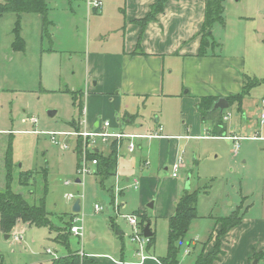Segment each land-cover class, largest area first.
Here are the masks:
<instances>
[{
  "label": "rangeland",
  "instance_id": "374dc122",
  "mask_svg": "<svg viewBox=\"0 0 264 264\" xmlns=\"http://www.w3.org/2000/svg\"><path fill=\"white\" fill-rule=\"evenodd\" d=\"M5 1L0 0V5ZM92 1L97 0H47L48 18L56 26L49 27L50 37L45 36L41 15L23 14V52L12 49L17 16H0V191L7 186L5 163L11 149L12 189L23 193L31 205H39L45 197L46 209L56 227L63 228L70 221L73 224L75 216L79 221L74 225L83 229L80 236L69 235L67 247L54 240L62 232L49 228L18 225V233L13 231L14 238L9 240L0 228V264H36L48 258V249L57 257L86 254L101 264L107 263L109 257L136 262L140 246L132 240L134 229L127 215L136 216L139 222L141 216L150 220L155 245L145 244V254L162 259L168 251L169 218L175 214L177 202L193 192L199 193V218L181 246L179 264H194L200 254L213 252L216 233L196 249L194 245L198 243L194 240L207 239L215 219L228 217L238 208L240 213L245 212L246 225L241 250L251 244L259 258L252 255L250 264H264V84L244 99L241 112L237 105L226 110L224 115L231 114L226 122L219 113L203 121L198 106L189 102L194 99L191 93L185 95V114L178 98L136 101L132 109L138 115L137 121L127 123L128 115L119 113L117 100L112 101L117 91L112 93L110 85L103 89L94 75L106 72L101 59L104 54L122 48L123 34H117L122 12L117 0H100L103 6L99 10L91 5ZM224 6L225 24L212 28L220 44L215 53L232 59L243 80L245 75L264 80V0H226ZM93 93L100 98L93 99ZM81 102L84 110L79 106ZM51 113H55L53 117ZM91 115L97 122L108 121L114 128L120 127L123 134L159 133L156 119L161 118V125L168 123L162 135L184 137L136 140L133 153L123 146L119 149L117 175L100 183L96 167L91 166L90 174H79L75 138L69 139V147L64 150V138L57 137L55 144L47 135L74 132V120L82 122L81 130H85V121ZM220 118L227 128L226 137H241L239 142L213 137L219 133ZM188 135L190 138L185 137ZM236 145L240 146L237 156ZM99 146L105 155L109 153L107 147ZM179 160L182 165L178 178H173V166ZM26 171L37 173L29 188L19 184L20 173ZM69 194L74 196L72 200L67 199ZM78 200L81 211L74 214L73 206ZM96 204L103 207L102 212L95 211ZM111 221L120 228L122 237L114 231ZM16 236H21L20 241ZM232 241L227 246L230 255L237 247ZM211 242L214 246L206 254Z\"/></svg>",
  "mask_w": 264,
  "mask_h": 264
},
{
  "label": "crops",
  "instance_id": "0c3cea01",
  "mask_svg": "<svg viewBox=\"0 0 264 264\" xmlns=\"http://www.w3.org/2000/svg\"><path fill=\"white\" fill-rule=\"evenodd\" d=\"M117 1L119 3L117 7L118 9H121L122 12L120 16L122 17L120 20L121 27L117 31V34H123V45L121 50H118L116 53H107L104 54V57H101L106 72H101V74H99V71H94V75L98 78L99 85L102 84V87H104L103 89L110 85L109 87L110 90L113 91L112 93L117 91L115 93V99L113 98L112 101L117 100L118 104L116 107H118L119 113L125 114V117L128 115L127 123L137 121L138 115L135 114L132 109V107L135 108L134 104L136 101L178 98L180 100L182 114H185V107L188 103V99L185 96L187 94L192 93L194 99L189 102H194L195 105H198L201 97L214 96L227 98L230 95L242 92L244 85L243 75L240 68L231 62L232 59L221 58L215 53V51H212V54L209 53L205 57L198 56L202 38L199 32L201 31L206 17L205 0H169L165 6L164 12L158 14L156 20L152 21L144 31L136 24V22L147 18L150 15L153 6L161 0ZM52 26L56 27L53 22L51 24V27ZM140 37L142 38L139 47ZM100 56L101 54H99V57ZM177 65L179 68L175 67ZM172 76H174V78ZM184 90L186 91L184 92ZM90 96H94L92 97L93 99L100 98L96 93H93V95L91 94ZM92 98L89 97L90 100ZM132 100L135 102H130ZM224 114L223 117L225 116ZM97 121L98 120L94 115L88 116L85 121V131H100L103 128L104 123ZM162 121L161 118L156 119V123L159 125V133H124L152 136L151 138H140L136 140H166L167 138L184 137L181 135H162L161 133L168 128V123L165 121L164 124L161 125ZM112 126L113 125L110 126V132H123L120 127L114 128L113 126L112 129ZM182 130L184 129L181 126L180 131ZM185 137L190 138L189 135ZM195 138L208 139L209 136H196ZM136 140H134L135 145L137 142ZM126 143L129 145L127 140L121 141L119 149L123 146H126L127 148L128 145ZM97 144L98 146L95 147V149L102 153L105 151L102 150L99 144L104 145L105 148H110L101 141ZM109 153L106 155H109ZM126 157L127 159H130L131 156L128 154ZM79 162L80 159L78 160V167ZM174 215L175 214H172V216ZM244 221L245 220H243L242 225L234 228L222 238V250L224 253L215 264H229L230 261L235 262V264H250V259H252V255L254 256V253L256 252H254L255 249L251 244L248 246L245 245L243 250H241V246L245 242V238L242 236V230L246 226ZM18 225L30 226L29 224L24 223H19ZM218 228L219 226H217V229ZM214 229L210 232L207 239L200 241L196 238L194 240L198 243L195 245L193 244L195 249L199 246L202 247V243L208 242L212 234L215 233ZM14 233H18L17 227L16 230H14ZM50 235H52V232ZM11 238H14L13 233L10 236V239ZM231 241L237 246L232 252L234 253L233 255H230L229 253L231 252L227 251V246L231 244ZM213 246V242L208 244L205 253H210ZM48 250H46V257L48 258H42L41 260L36 261V264H48L57 257L53 251L52 253L56 255V257L52 253H47ZM200 251L202 252L201 248ZM91 258L96 260L95 257ZM157 259L160 261V258ZM107 260L108 261L105 264L136 263L139 261L126 262L123 259L114 260L118 262L116 263L111 260L110 257ZM149 262H151L150 264H159L154 260H147L145 264H148Z\"/></svg>",
  "mask_w": 264,
  "mask_h": 264
},
{
  "label": "trees",
  "instance_id": "16d2710c",
  "mask_svg": "<svg viewBox=\"0 0 264 264\" xmlns=\"http://www.w3.org/2000/svg\"><path fill=\"white\" fill-rule=\"evenodd\" d=\"M168 1L169 0H161L159 3L154 5L150 15L143 20L137 21L136 24L139 25L144 31L152 21L156 20L158 14L164 12ZM205 2L206 17L201 31L199 32L200 36L202 37L201 47L198 55L199 57H205L210 53V51H215V49L219 47V44L215 40L212 33V28L215 24H225L223 14L225 11L224 4L226 0H205ZM49 10L50 9L46 0H7L4 4L0 5V16L8 13L15 14L17 16L15 28L13 30L14 42L12 44V49L15 52H23L26 49V42L21 36L23 14L41 15L43 18L45 36H51L49 33V27H51L52 22L48 18ZM141 38L142 37H140L139 40V47L141 45ZM209 48L210 50L208 51ZM262 84H264V80L260 81L257 78H251L245 75L242 92L239 94L230 95L226 98L230 104V107L237 105L238 110L241 112L244 99L250 95L254 88ZM79 96L80 94L74 97L76 102L75 104H78L77 98ZM219 99V97L214 96H205L200 98L197 106L202 115L203 121L206 120L207 116L214 113H219L221 117H223L224 113L213 109L215 103ZM79 106L82 110H84L82 102L79 103ZM224 123L222 118H220L217 125L219 133H215L213 137L227 136V128H225ZM71 126L75 129L74 132L76 133H80L82 131L80 121L74 120L71 123ZM214 132L215 130L213 129V133ZM118 144L119 143L117 141H113L110 144L109 155H105L96 149L88 151V159L90 161H97L95 174L97 177H99L100 183H104L105 180L117 175L119 160ZM76 150L79 160L84 150V141L80 136L76 138ZM11 153L12 152L10 149L5 163L7 168V186L4 191H0V228L2 233L4 235L11 236L19 223L29 224L30 226H35L38 228H49L51 231L55 230L56 232H62L55 238V241L69 247V235L72 234L71 227L73 225L71 221L69 224H65L63 228L56 227L50 219V213L46 209L45 197L41 199L39 205H31L23 194L15 192L12 189L11 184L13 181V160ZM43 173L46 177V170H44ZM36 174L37 173L34 171L21 172L19 175L20 186L29 188L30 181L35 178ZM198 201V192L187 193L178 201L175 215L169 219L168 251L166 257L160 259L161 264H179L181 246L187 237L188 232L190 231L192 223L199 218ZM240 210L241 208H238V210L234 211L228 217L215 219L216 227L214 232L218 236L215 249L207 256H204L203 254L199 255L195 261V264H215L219 261L220 256H222L224 253L222 250V238L230 233L234 228L242 225L243 223L245 212L240 213ZM141 217L142 218L139 222L140 228L144 230L147 224H150L151 227L150 220L146 216ZM115 225L116 224L111 221V226L114 231L119 235V237H122L123 233L121 232L120 228L116 227ZM217 226H219L218 229ZM155 238L156 234L153 232V237L150 238V246L155 245ZM211 238L212 237H210V239ZM255 258H259L258 254L256 253H254V259ZM48 264H99V262L86 254L82 255L80 253H69L66 256L54 258Z\"/></svg>",
  "mask_w": 264,
  "mask_h": 264
},
{
  "label": "built area",
  "instance_id": "2783aa9c",
  "mask_svg": "<svg viewBox=\"0 0 264 264\" xmlns=\"http://www.w3.org/2000/svg\"><path fill=\"white\" fill-rule=\"evenodd\" d=\"M91 5L97 10L102 8V2L101 1H92ZM230 116H231V114L225 115L224 121L225 122L228 121ZM33 123L36 124L37 120L33 119ZM262 124H264V112L262 113ZM110 126H111V124L108 121H106L103 124V128L98 132H88L85 130L81 131L80 133H76V132H50V133H47V135H50L52 137V140L55 144H58L57 137L64 138L65 141L61 144L62 149H64V150L68 149V147H69L68 144H69L70 138L76 139L79 136L83 138L84 150L82 152V157L80 158L78 172L80 175L85 176V175L90 174L92 172L91 166L96 167V165H97V161H95V160L90 161L88 159V151L95 149V147L98 146V144H97L98 142L101 141L105 145L110 146V144L113 141H117L119 143L118 145L120 147L121 141L127 139V140H129L128 150L130 153H133L136 149L134 140L140 139V138H151L152 137L151 135L150 136L149 135H133V134H123V133H119V132H110L108 130L110 128ZM224 138H227L228 140L233 141V142H239L241 140V137H236V136L224 137ZM239 148H240V146L236 145L235 150H234L235 156H237L239 154ZM181 165H182V161L179 160L173 166V174H172L173 178H178V172L181 168ZM80 183H81V181H80ZM66 185H69V182H67ZM135 188H137V182L135 184ZM73 198H74L73 195H71V194L67 195V199L72 200ZM95 211L97 213H100L103 211V207L100 206L99 204H96L95 205ZM126 218L128 219L131 227L134 229V234H133L132 240L136 244H139L140 248L138 250L139 251V253H138L139 261L136 263H124V264H145V262L147 260H154L155 262H158L159 264H161V262L158 259H156L155 257L147 256L145 254L144 245L145 244L150 245V238H146L144 236V230H142L140 228L138 218L134 215H127ZM78 221H79V219L74 216L73 225L71 227V233L76 235V236L82 235V230H83L82 227L74 225ZM16 239H17V241H20L21 236H16ZM47 253L51 254L52 251L48 250ZM82 255H84V254H82ZM54 256L56 257V255H54ZM110 259L114 261V259H112V258H110ZM114 262H116V261H114ZM116 263H118V262H116ZM118 264H123V263H118Z\"/></svg>",
  "mask_w": 264,
  "mask_h": 264
},
{
  "label": "water",
  "instance_id": "95a60500",
  "mask_svg": "<svg viewBox=\"0 0 264 264\" xmlns=\"http://www.w3.org/2000/svg\"><path fill=\"white\" fill-rule=\"evenodd\" d=\"M230 108V104L228 102V100L226 98H220L214 105L213 109L214 110H218L221 113H225L226 110H228ZM55 113H51V117H53ZM77 183H80V181L78 180ZM23 194V193H21ZM73 213L74 214H78L81 211V205H80V200L76 201V203L73 206ZM144 236L146 238H152L153 237V232L151 230L150 224H147L144 228ZM5 239L9 240L10 236L9 235H5Z\"/></svg>",
  "mask_w": 264,
  "mask_h": 264
}]
</instances>
